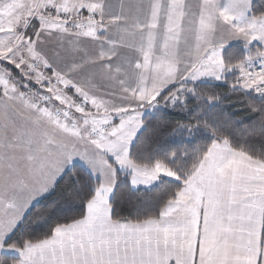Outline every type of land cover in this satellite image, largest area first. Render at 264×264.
Returning <instances> with one entry per match:
<instances>
[{"label": "snow or ice", "instance_id": "1", "mask_svg": "<svg viewBox=\"0 0 264 264\" xmlns=\"http://www.w3.org/2000/svg\"><path fill=\"white\" fill-rule=\"evenodd\" d=\"M0 264H264V0H0Z\"/></svg>", "mask_w": 264, "mask_h": 264}]
</instances>
